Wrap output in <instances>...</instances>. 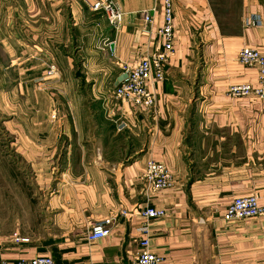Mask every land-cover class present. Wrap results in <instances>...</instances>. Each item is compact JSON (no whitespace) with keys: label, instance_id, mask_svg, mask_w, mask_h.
I'll return each mask as SVG.
<instances>
[{"label":"crops","instance_id":"obj_1","mask_svg":"<svg viewBox=\"0 0 264 264\" xmlns=\"http://www.w3.org/2000/svg\"><path fill=\"white\" fill-rule=\"evenodd\" d=\"M84 1L0 0L1 132L37 186L35 203L21 188L26 208L0 227V261L135 264L148 207L166 213L149 223L161 264H264V215L224 219L237 197L264 205V100L227 94L258 86L257 69L237 55L264 56V0H172L173 52L152 109L113 90L119 63L162 51V0H110L123 14L117 30ZM151 9L149 25L140 12ZM251 15L260 26H245ZM148 160L166 167L172 187L147 201ZM106 219L110 235L88 243Z\"/></svg>","mask_w":264,"mask_h":264},{"label":"built area","instance_id":"obj_2","mask_svg":"<svg viewBox=\"0 0 264 264\" xmlns=\"http://www.w3.org/2000/svg\"><path fill=\"white\" fill-rule=\"evenodd\" d=\"M87 8L93 13H102L108 25L117 30L122 23L123 14L110 0L84 1ZM154 9L140 12L142 20L151 25L153 23ZM245 26L258 27L261 20L256 15H251L244 20ZM163 49L159 53L141 57L134 63H119L122 71V79L113 90L115 100L130 104L137 109H152L155 104L154 85L164 80V67L173 52L174 27L172 0H162V25L157 29ZM237 61L248 67L257 69L258 86L249 84L233 85L228 87L227 94L231 97H250L264 100V56L257 50L243 48L237 55ZM56 74V67L49 66L47 77ZM55 115L52 116V119ZM123 125L119 126L121 130ZM144 198L148 201L150 195H157L172 187L170 172L161 163L148 160L142 173ZM261 198L256 194L235 198L225 209L224 219L233 221L248 219L264 215V205L260 204ZM120 216L128 215L121 210ZM166 213L163 210L145 207L139 213L141 225L137 229L141 236L139 251L135 255V264H161L162 259L150 251L149 223L153 219L163 218ZM114 219H106L94 224L86 235V241L93 243L110 235V226ZM24 241V240H22ZM0 264H10L0 261ZM16 264H54L50 257H37L33 259H21Z\"/></svg>","mask_w":264,"mask_h":264},{"label":"rangeland","instance_id":"obj_3","mask_svg":"<svg viewBox=\"0 0 264 264\" xmlns=\"http://www.w3.org/2000/svg\"><path fill=\"white\" fill-rule=\"evenodd\" d=\"M1 122L3 123L0 118V227L3 228L13 226L16 221V211L26 208L23 199L25 194L29 195L31 203H35L37 186H34L32 181L34 179L32 170L6 155L7 141L1 132ZM21 181L24 182V187ZM21 188L24 190L23 196H21Z\"/></svg>","mask_w":264,"mask_h":264}]
</instances>
